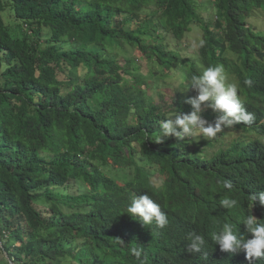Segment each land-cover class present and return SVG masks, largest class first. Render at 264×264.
<instances>
[{
  "label": "trees",
  "instance_id": "16d2710c",
  "mask_svg": "<svg viewBox=\"0 0 264 264\" xmlns=\"http://www.w3.org/2000/svg\"><path fill=\"white\" fill-rule=\"evenodd\" d=\"M256 21L264 0H0V264H139L138 245L146 264H250L210 238L207 261L187 245L190 232L207 239L225 223L251 238L248 195L264 191ZM195 28L203 40L191 55ZM216 64L255 122L212 141L156 142L160 121L192 111L183 101L197 93L181 78ZM145 193L165 228L126 213ZM222 195L238 207L221 208ZM254 211L264 220L258 202Z\"/></svg>",
  "mask_w": 264,
  "mask_h": 264
},
{
  "label": "clouds",
  "instance_id": "9594fccd",
  "mask_svg": "<svg viewBox=\"0 0 264 264\" xmlns=\"http://www.w3.org/2000/svg\"><path fill=\"white\" fill-rule=\"evenodd\" d=\"M180 83H187L188 90L191 89L197 93L196 96L186 97L183 101L191 106L192 111L190 113L178 111L174 116L160 121L156 142H162L164 137L172 136L179 140L189 138L188 141L191 143L198 141L201 136L212 141L225 129H231L238 124L252 125L255 122L254 113L249 112L242 103L241 90L238 85L227 81L223 65L207 66L199 75L192 74L187 81L181 78ZM244 83L251 85L250 80H246ZM260 107L261 123L264 124V106L260 105ZM206 109L219 113L214 123H209L202 117V112ZM220 187L221 190L229 192L234 189L233 182L228 179L221 181ZM257 202L261 207H264V191L248 195L247 207L250 211L243 217L241 223L246 226L247 233L251 234V238H247L240 232L238 234L234 230L233 224L225 223L219 231L210 232L207 239L202 233L190 232L187 251L192 254L202 253V258L207 261L208 255L205 248L209 244L210 238L214 244L219 245L221 251L245 252L246 259L250 264L254 260L264 258V220H261V216L256 211L252 214V209ZM219 203L221 208L229 211L238 207V200L226 195H222ZM126 213L145 227L155 225L157 228L163 229L169 223L167 213L162 210L161 205L146 193L134 196L127 205ZM120 242L124 241L120 239ZM129 251L139 264H146V252L143 246L131 247Z\"/></svg>",
  "mask_w": 264,
  "mask_h": 264
},
{
  "label": "rangeland",
  "instance_id": "374dc122",
  "mask_svg": "<svg viewBox=\"0 0 264 264\" xmlns=\"http://www.w3.org/2000/svg\"><path fill=\"white\" fill-rule=\"evenodd\" d=\"M256 23H257L258 29L264 28V22L263 21H261V22L256 21ZM202 40H203L202 30L195 28V30H193L191 32L190 36H188L186 38V44H187V46H189V47L186 48V51L188 52V54H191L192 55V54L196 53L197 52V49H198V46H199V44H200V42ZM74 45H77V41H75V44ZM227 79L228 80L231 79V76L228 75L227 76ZM167 91H169V90H167ZM171 96H172L171 94H167L166 95V99L170 101ZM203 113H202V117L207 120L208 117L206 115H204ZM201 138H202V136H201Z\"/></svg>",
  "mask_w": 264,
  "mask_h": 264
}]
</instances>
